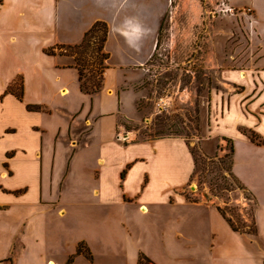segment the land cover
<instances>
[{"label":"crops","instance_id":"crops-1","mask_svg":"<svg viewBox=\"0 0 264 264\" xmlns=\"http://www.w3.org/2000/svg\"><path fill=\"white\" fill-rule=\"evenodd\" d=\"M166 5L0 0V264H263L264 0H229L252 54L218 70L208 101L210 138L232 141L231 173L254 202L252 242L211 203L187 199L186 140L124 126L140 119L138 98L134 117L121 113L133 81L117 78L149 61ZM96 22L107 26V68L101 90L85 94L72 58L55 51Z\"/></svg>","mask_w":264,"mask_h":264},{"label":"rangeland","instance_id":"rangeland-1","mask_svg":"<svg viewBox=\"0 0 264 264\" xmlns=\"http://www.w3.org/2000/svg\"><path fill=\"white\" fill-rule=\"evenodd\" d=\"M251 54L245 17L229 8V0H168L149 61L140 72L129 71L116 82L133 81L132 90L120 95L121 113L134 117L132 102L134 96L138 98L140 119L123 122L125 128L137 132L140 139L186 140L195 164L185 190L187 199L211 203L234 226L248 229L254 202L229 172V144L210 138L208 101L210 89L219 87L218 70L246 63ZM259 247L264 249V244ZM188 263L202 264V260L196 257Z\"/></svg>","mask_w":264,"mask_h":264},{"label":"trees","instance_id":"trees-1","mask_svg":"<svg viewBox=\"0 0 264 264\" xmlns=\"http://www.w3.org/2000/svg\"><path fill=\"white\" fill-rule=\"evenodd\" d=\"M106 36V24L102 22H96L84 34L81 43L74 46H60L58 48L64 51L63 53H60V55H65L72 58V64L70 66L77 70L80 90L85 94H94L101 90L103 74L107 68L105 62L108 58V54L104 51ZM45 53L53 55L52 50L45 51ZM15 97L17 99H21V94H15ZM27 110L36 111L37 108L27 106ZM226 142L229 144L228 169L231 173L233 145L231 140L227 139ZM190 152L193 155V152L191 150ZM232 178L236 186L251 197V195L245 190V188L237 182L233 175ZM216 209L222 216V218L227 222L233 232L245 235L251 242L257 237V229L254 221V215L252 216V226L248 229L247 226H234L231 219L226 216L222 209H220L219 207H216ZM77 252H81L80 246L78 247ZM86 255L89 256L88 254ZM141 264L144 263L141 262Z\"/></svg>","mask_w":264,"mask_h":264}]
</instances>
